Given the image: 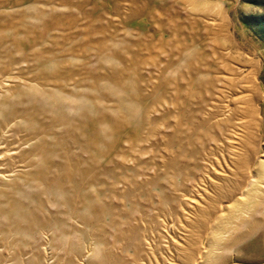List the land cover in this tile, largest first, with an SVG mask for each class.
<instances>
[{
  "label": "rangeland",
  "instance_id": "obj_1",
  "mask_svg": "<svg viewBox=\"0 0 264 264\" xmlns=\"http://www.w3.org/2000/svg\"><path fill=\"white\" fill-rule=\"evenodd\" d=\"M0 264H264V0H0Z\"/></svg>",
  "mask_w": 264,
  "mask_h": 264
},
{
  "label": "bare ground",
  "instance_id": "obj_2",
  "mask_svg": "<svg viewBox=\"0 0 264 264\" xmlns=\"http://www.w3.org/2000/svg\"><path fill=\"white\" fill-rule=\"evenodd\" d=\"M90 133V132H89ZM88 139H89V147H87L88 148V150H90V152H91V148H92V145H93V143H94V138L92 137V135L90 136L89 135V137H88ZM92 144V145H91ZM5 154V153H4ZM86 194V193H85ZM57 196V195H56ZM57 197H59V196H57ZM85 198H88V199H90V198H92L91 196H90V194H86L85 195ZM14 207H15V205H14ZM14 207H12V211H16V207L14 208ZM14 211V212H15Z\"/></svg>",
  "mask_w": 264,
  "mask_h": 264
}]
</instances>
